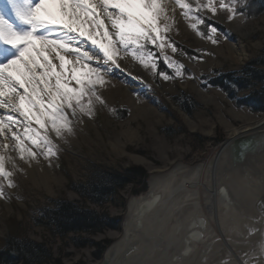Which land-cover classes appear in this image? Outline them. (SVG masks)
I'll list each match as a JSON object with an SVG mask.
<instances>
[{
  "label": "rangeland",
  "instance_id": "obj_1",
  "mask_svg": "<svg viewBox=\"0 0 264 264\" xmlns=\"http://www.w3.org/2000/svg\"><path fill=\"white\" fill-rule=\"evenodd\" d=\"M250 1L242 0L237 3V14L233 19H229L230 13L220 8L219 0H216L219 10L215 14L203 13L209 18L206 23L210 21L218 26L216 44L207 38H201L178 9L175 28L169 35L179 50L172 53L171 49H168V55L173 61L183 64L181 75H176L174 68H169L162 57H158L155 70L143 66L152 77V83L136 80L140 85L133 94L137 96L142 107L150 108L146 113L135 109L126 96L118 92L117 82H114L116 89H103L101 95L107 106L97 104L94 116L83 117L82 122L76 126L75 135L69 136L67 143L59 142V152L57 157L52 158L51 167L61 182L53 180L51 189L42 183H36L27 175L24 165L17 163L23 168V172L14 177L17 187L6 189L9 193L8 199L0 198V247L11 233H21L29 240L48 243L64 264H106L108 248L124 232L130 200L147 193L153 174H166L181 166L192 168L204 164L207 168L230 137L226 125L220 120L222 113L233 126L243 128L246 124L234 117L231 112L233 106L238 111L252 116H264L263 112L254 113L248 108L237 107L224 91L211 85L207 86L208 81L205 80L213 75L215 70L241 69L242 64L251 60L263 48L264 11L256 15L248 13ZM189 2L195 6L196 0ZM206 2L207 0H200L202 4ZM241 12L243 14H240ZM181 24L184 26L181 27ZM228 44L236 45L241 51V56L232 54ZM161 71L171 78L164 79ZM199 87L213 94L217 103L207 104L199 101L196 92ZM180 91L190 94L198 105L193 115L187 114L175 104L173 97ZM200 119L207 120L208 124L194 130L190 120L199 124ZM168 127H174L177 131L181 128L186 133H179L170 138L162 132V129ZM130 133L134 134L131 138L128 135ZM198 136L202 138L201 142L197 143L194 139L198 140ZM118 139L123 143L116 148L113 143ZM93 161L120 170L141 167L147 173L145 188L134 193V188L127 186L121 192L123 204L120 205L113 203L100 209L96 205L87 204L91 209L119 218L117 228L108 227L96 234L85 235L84 239L97 245L78 248L68 243L61 244L60 241L49 240L48 230L44 225L36 223L33 217L37 215L40 207L50 205L53 199L81 204V195L70 188L65 171L75 180H80L86 165ZM223 162L224 159L217 169L220 183L224 182L227 175L224 174L226 168L222 166ZM215 176L211 178L216 182ZM202 179L203 189L208 183L206 173Z\"/></svg>",
  "mask_w": 264,
  "mask_h": 264
},
{
  "label": "snow or ice",
  "instance_id": "obj_2",
  "mask_svg": "<svg viewBox=\"0 0 264 264\" xmlns=\"http://www.w3.org/2000/svg\"><path fill=\"white\" fill-rule=\"evenodd\" d=\"M238 2L219 6L233 19ZM177 8L201 38L218 43V26L203 15L219 10L216 0H0V198L17 187V159L51 165L59 142L97 104L107 106L101 92L115 70L124 71L121 60L155 70L162 57L181 75L183 64L168 55L179 50L169 35Z\"/></svg>",
  "mask_w": 264,
  "mask_h": 264
},
{
  "label": "bare ground",
  "instance_id": "obj_3",
  "mask_svg": "<svg viewBox=\"0 0 264 264\" xmlns=\"http://www.w3.org/2000/svg\"><path fill=\"white\" fill-rule=\"evenodd\" d=\"M228 47L232 54L241 56L236 45ZM120 64L124 71L115 70V78H110V85L104 89H116L117 82L118 92L135 109L149 112L150 108L142 107L133 93L140 85L136 80L151 84L152 77L141 63L130 58ZM196 92L199 101L217 103L213 94L200 87ZM231 112L246 124L243 128L233 126L222 113L220 120L230 137L208 169L202 164L153 174L147 193L130 200L124 232L108 248L106 264H264V152L259 150V142L255 152L243 161L234 163L231 156V146L238 138L264 139V116H252L234 106ZM205 124L208 121L204 119L199 124L190 120L194 130ZM128 135L131 138L134 134ZM122 143L118 139L113 145L119 148ZM222 159L227 175L220 183L217 169ZM17 163L24 165L36 183L51 189L53 180L61 182L43 158L40 164L31 166L19 159ZM204 173L208 183L202 189Z\"/></svg>",
  "mask_w": 264,
  "mask_h": 264
},
{
  "label": "trees",
  "instance_id": "obj_4",
  "mask_svg": "<svg viewBox=\"0 0 264 264\" xmlns=\"http://www.w3.org/2000/svg\"><path fill=\"white\" fill-rule=\"evenodd\" d=\"M263 11L264 0L250 1L248 13L256 15ZM240 68L236 71L215 70L213 75L205 79L208 81L207 86L224 91L239 108L264 113V46ZM173 100L187 114L193 115L198 109L191 95L185 92L180 91ZM162 132L170 138L186 133L184 129L177 131L174 127L162 129ZM201 138L198 136V140L194 141L201 142ZM65 174L70 188L81 195V204L53 199L50 205L40 207L33 219L48 230L49 240L68 243L78 248L97 245L84 239L85 235L96 234L108 227H118V217L91 209L87 204L96 205L100 209L113 203L123 204L121 192L131 185L133 192L138 193L145 188L147 179V173L139 166L120 170L94 161L86 165L80 180H75L67 171ZM0 263L64 264L48 243L29 240L21 233H11L4 241L0 247Z\"/></svg>",
  "mask_w": 264,
  "mask_h": 264
},
{
  "label": "water",
  "instance_id": "obj_5",
  "mask_svg": "<svg viewBox=\"0 0 264 264\" xmlns=\"http://www.w3.org/2000/svg\"><path fill=\"white\" fill-rule=\"evenodd\" d=\"M261 139L263 138L257 136H245L243 138H238L233 146H231V156L234 163L243 161L247 154L254 153ZM250 145L252 147H249Z\"/></svg>",
  "mask_w": 264,
  "mask_h": 264
}]
</instances>
